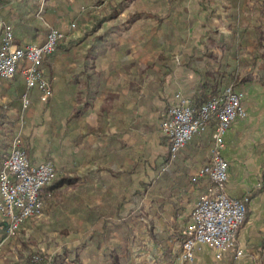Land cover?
<instances>
[{"label":"crops","instance_id":"obj_1","mask_svg":"<svg viewBox=\"0 0 264 264\" xmlns=\"http://www.w3.org/2000/svg\"><path fill=\"white\" fill-rule=\"evenodd\" d=\"M5 1L7 5L1 8L0 22L5 20L10 23L14 28L16 43L25 46L27 44H43L47 39L48 26L64 28L72 22L77 25V30L72 35L76 39V35L85 33V30L88 29L85 26L90 21L88 19H94L100 13L104 2L113 3L114 0H41V7L34 16L30 14L23 16V21L27 25L23 26L22 31L15 26L22 19L21 17L16 18L17 14H20V10L16 6L20 5L21 0ZM251 2L255 3L256 12H251L250 0H216L218 6L216 15L223 26L218 27L219 33L224 35L231 33L226 24L235 14L240 19L252 20V24L259 23L260 19L264 20V0H252ZM32 3L33 0H28V5L22 11H27ZM120 18H124L123 13ZM81 20H84L82 25ZM23 21L21 22L24 23ZM113 25L97 27L92 33L93 36L86 51L93 46L97 36L109 32ZM152 29L144 31L142 26L133 25L129 29L123 30L117 39V50L133 52L134 49L143 45L152 49L155 44V40L149 41L152 37ZM147 32L148 35H145ZM177 33L184 34L183 30H179ZM70 37L69 35L64 42H61L54 59V69L58 75L52 81L54 96L50 102L51 107L56 106V110L60 113L56 120V147L53 148L50 142L42 143L40 141V136L44 131L46 133V124L52 119L47 122L48 118L46 117L51 116L49 114L51 109L49 111L48 108L44 116V119H47L44 121V128L37 127L41 123L36 122V118L40 121L43 117V110L46 109V105L39 100V92L34 90L30 93L31 106L23 114V96L26 93L24 77L18 74L12 80L0 79V163L3 161L4 155L9 154L11 143L20 132L23 137L24 149L34 163L50 160L53 163L56 161V167H62L67 164L70 155H73L74 165L79 168L81 173L85 169L86 162H89L88 167L91 171L88 181L84 183L87 190L81 191L78 186H74L73 194L76 198L69 208H60L58 205H54L45 216L47 221L54 222L57 226L62 223L61 216L64 217V227H67L68 224H76L77 221L79 223L86 221L85 225L88 226V234L82 237L80 235L73 236L71 245L66 246L68 248L78 247L81 243L88 241L87 246L79 250L80 262L77 261V258L72 257L64 259L62 264H112L106 256L108 250L118 252L125 264H129V262L154 264L156 259L161 257L162 252L159 247L154 245L150 237L144 234L145 229L142 223H148V221L141 218L131 221L130 225L136 227L134 235L126 236L124 233L114 232L108 235L107 241L101 249L97 250L93 244L91 236L94 228L103 225V222L111 226L113 219H110L109 214L116 209L117 203L122 200L124 195L128 196L129 189L122 182V175L119 176L120 181H117L114 179L113 173L106 169L100 170L105 164L100 159L95 160L94 158V150L98 148L99 144L97 137L91 133L87 139L82 140L81 136L91 131L104 133L101 145H107L108 136L114 137L113 152L116 157L112 162L113 165L109 168L113 169L115 174H120L123 168H133L139 153H143L146 146L150 147L152 168L147 172L142 170L140 173L132 175L133 187L136 189L142 187L143 189L145 186L140 182L145 179L157 178L154 167L161 166L165 162L169 151L167 144H164V140L159 138L158 133H155L150 138L151 140L149 139L150 141L144 133L146 121L152 124L157 123L160 127L159 112H149L144 105H139V100L148 92V86L143 81L144 76L140 75L142 71L130 74L129 67L135 62H111L113 61L112 56L117 52L114 48L108 47L104 54L97 55L90 62H85V52L82 55L83 62H74L69 70L67 62H64L69 51H75L83 44L81 43L83 40H80L78 47L69 46L66 41ZM186 37L185 35L186 44L183 48L187 49L189 45L201 46V42L198 44L192 40V37L188 40ZM2 39L3 35L0 29V46ZM156 49L157 51L161 50V48ZM129 56L130 54L128 59ZM62 71H65L64 74ZM197 79V75L184 68H176L172 72V88L170 77H166L165 85L159 90V96L154 99L153 104L158 107H164L167 103L173 104L178 93L189 98ZM242 90L245 92L243 108L247 116L239 117L227 133V147L224 156L230 169L228 195L237 199L250 197L248 218L238 235V246L245 251V255L239 260H236L232 255L218 260L211 249L199 245L194 261L180 262L177 259L174 264H257L259 253H264V248L259 247L264 242V87L253 83L248 84ZM81 108L84 115L74 120L71 125H67V117ZM39 113L40 118L37 117ZM215 125L212 121L203 133L196 136L171 161L172 178L167 186H172V225L177 223L181 226L185 221H189L195 205L210 186V181L207 178L200 179L195 185L191 180L210 159L214 144ZM66 131H70V133L66 134ZM67 137H71V145L67 144ZM155 141L160 147L156 153L153 152ZM87 142L88 146H92V148H87ZM67 153L69 156L64 159ZM54 155L57 156L55 161L52 160L55 158ZM261 189L263 190L260 191ZM156 197L161 199L163 192L157 193ZM121 204L123 205L120 206V211H127L130 207L127 202ZM139 204L142 210L148 212L149 215L158 211V206H152L150 198L142 200ZM86 212L89 216L88 219H86ZM103 213L106 215L103 216ZM71 215L76 218L70 219ZM27 224L26 222L22 226L23 229L27 228ZM157 226H160V223H157ZM6 228L7 224L0 216V242L4 239ZM54 229L52 231L50 229V232L58 233ZM58 234L63 239H69L71 235L69 231L65 237ZM11 243H13L12 239L5 243L0 264H6L8 260L6 252L11 247ZM62 252H59V256Z\"/></svg>","mask_w":264,"mask_h":264},{"label":"trees","instance_id":"obj_2","mask_svg":"<svg viewBox=\"0 0 264 264\" xmlns=\"http://www.w3.org/2000/svg\"><path fill=\"white\" fill-rule=\"evenodd\" d=\"M131 1L133 0H120L116 5L117 7L114 8V14L109 18H106V20H102L110 21L117 18L119 19L118 22L111 27L109 32L97 36L93 46L86 53L85 62L93 61L97 55L99 56L104 54L108 47L117 50V39L121 35L122 31L129 29L136 22L143 20L144 17L156 19L158 26L152 29V37H150L149 41L152 42L155 40L154 47L161 48V50L158 51L155 59H152L151 63L146 66L145 70L140 72V75L144 76L143 81H145L148 86V92L139 100V105H144L149 112H159L161 122L166 118L169 109L174 103H167L164 107H158L153 104V101L157 96H159V90L165 85V78L172 75V72L177 68L176 64H174L175 62H179V65L182 68L198 76L191 95L189 98L186 97L192 106L197 109L214 99L221 98L226 89L232 85L238 89H242L248 84L253 83H258L264 87L263 19H260L257 24H252L250 19H240L235 14L226 24L231 33L229 35L220 34L218 26L214 25L215 21L218 19L216 11L209 5L212 1L215 5L217 3H215V0H205V4L203 5L205 6V11L208 12L206 17V21L209 23L208 31L200 41L201 46L189 45L187 46V49H185L183 48L184 44H186V40L184 39L185 34L177 32L184 29L181 26V23L184 20L182 21L180 19L183 15L181 8L186 0L156 1L157 4L162 2L165 5H169L171 10L164 17H160L157 14L137 13L129 16L127 19L119 18L124 10L129 6ZM114 3L116 4V2ZM6 5L7 2L5 0H0V11L1 8ZM27 5L28 0H21L20 5L18 7L16 6V8L20 10V14L18 13L16 18L21 17V21H23V16H27L29 14L34 16L38 12V9L41 7V0H33V3L28 10L22 11ZM21 21L16 23L15 26L22 31L24 28L23 26H26L27 23L24 21V23H22ZM83 21L84 20H81V25L83 24ZM3 25L4 27L1 28V33L4 39L5 27L13 28V26L5 20L3 21ZM97 27H101V24ZM25 29L28 30L27 28ZM47 30L48 36L49 29ZM123 53L124 55L126 54L125 51H123ZM56 54L57 51L53 55L47 57L43 63L46 75L51 81H53L55 76L58 75V72L54 69V59ZM62 72L64 74L65 71ZM50 103L51 102L49 101L47 104ZM82 115H84V112L81 108L74 114L67 117V125H71L74 120L82 117ZM52 121V127L55 128L57 126V122L56 120ZM213 122L216 124L214 120ZM145 123L144 133L148 137V140L152 138L155 133H158L159 138L164 140V144H167L169 148L170 142L162 134L158 124H152L149 121H146ZM67 132L70 133V131H66V134ZM91 133L97 137V142L99 143L98 148L94 150V158L95 160L100 159L103 164H105V166H103L100 170L106 169L110 173H113V177L117 181H120L119 176L122 175V182L125 183V186L129 189L128 196L124 195L122 200L117 203L116 209L109 214L110 219H113L111 226H108V224L103 222V225L94 228V232L91 236L93 244L96 246L97 250L101 249L102 245H104L107 241L108 235L114 232L124 233L126 236L134 235L136 227L130 225L131 221L132 219L141 218L142 220L148 221V223H142L145 229L144 234L149 236L154 245L159 247L162 252L161 257L157 258L154 264H174V262L178 259L180 251L186 240L184 230L188 221H185V223L181 226L177 223L172 225V186H167L168 182L171 181L172 178V162L170 152L168 151L165 157V162L161 166L154 167L157 173V178L145 179L143 182L141 181L140 184L144 185L145 189H142V187L136 189L133 187L134 181L132 175L140 173L142 170L147 172L148 169L152 168L150 161V156L152 154L151 148L146 146L144 152L139 153L138 160L134 162L133 168H123L120 174H115L114 170L109 168L113 165L112 162H114V158L116 157L113 152L114 137L108 136L107 145H101L104 133H95L91 131L84 136H81V139H87L88 135ZM86 146L88 149L92 148V146H88V142ZM8 156L9 154L4 155L3 161L0 163V168ZM88 164L89 162H86L85 169H83L80 173L79 168L74 165L73 155H70L67 164L62 167H56L57 175L55 180L50 185L46 186L42 191V199L44 201L43 214H47L54 205H58L60 208H69L70 204H72L76 198L73 194L74 186H78L81 191L87 190V188L85 189L84 183L88 181L89 172L91 171L89 170ZM192 184L195 185L197 183L192 182ZM65 187L70 188V191L64 192L61 190ZM262 190L263 189L260 191ZM160 192H163V197L158 199L156 194ZM146 198L151 199L152 206H158V211L153 215L151 214L152 216L149 215L148 212H144L142 207L139 206V203ZM123 202L130 204L127 211H120V206L123 205L121 204ZM102 215L104 216L106 214L103 213ZM88 218L89 216L86 212V219ZM247 218L248 213L246 221ZM157 223H160V226H157ZM53 229L54 228H51V231ZM55 229V231H58L57 228ZM59 233L62 237H65L68 235V230L62 229ZM87 244L88 241H85L78 247H66L61 256L54 260V264H59L60 262H63L64 259L67 260L72 257L77 258V261L80 262L78 257L79 250L86 247ZM259 247L264 248V242H262ZM106 254H108L106 255L107 259L112 264H125L118 252L108 250ZM35 256H32V258ZM129 264L133 263L129 262ZM257 264H264L263 252L259 253Z\"/></svg>","mask_w":264,"mask_h":264},{"label":"built area","instance_id":"obj_3","mask_svg":"<svg viewBox=\"0 0 264 264\" xmlns=\"http://www.w3.org/2000/svg\"><path fill=\"white\" fill-rule=\"evenodd\" d=\"M4 27L0 22V29ZM49 33L41 45L16 43L12 27H5L0 48V79L12 80L18 74L24 77L26 93L23 96V114L30 108V93L39 92V100L47 104L54 96L52 81L46 75L44 60L53 55L59 44L77 30L75 22L64 28L48 26ZM245 92L233 85L219 99H214L197 109L181 93L166 118L160 123L162 134L169 140L171 161L196 136L215 120L214 144L208 163L192 177L197 183L202 178L210 181L207 192L195 205L184 230L186 240L178 257L180 262H192L199 245L211 249L218 260L232 255L236 260L245 255L238 246V235L246 221L250 198H232L227 193L230 180L229 163L224 152L226 136L239 117H246L243 108ZM53 162L34 163L23 146L20 132L12 141L8 158L0 168V216L7 224L4 239L0 242L1 253L5 243L13 239L22 226L43 215V189L56 178ZM31 264H40L38 256Z\"/></svg>","mask_w":264,"mask_h":264},{"label":"rangeland","instance_id":"obj_4","mask_svg":"<svg viewBox=\"0 0 264 264\" xmlns=\"http://www.w3.org/2000/svg\"><path fill=\"white\" fill-rule=\"evenodd\" d=\"M120 0H114L113 3L106 1L103 4V8L100 11L99 14L96 15L94 19H88L90 20L88 25L85 26V28H88L85 30V33L76 35V39L70 34V38L66 41L69 46H75L78 47L79 41L83 43L81 45V48L77 50H70L68 57L65 59L64 62H67V67L69 70L72 68V64L74 62H83L82 55L86 52L87 53V47L89 46L91 37L93 36L92 33L94 30H96L97 26L101 24V26L105 25H113L118 22V18L115 20L110 21H102L106 20V18H109L111 15L114 14V8L117 7ZM158 0H133L129 4V6L124 10L123 17L128 18L129 16L137 13H145V14H157L160 17H164L169 13L171 10L169 5H165L162 2L156 3ZM216 1V0H215ZM250 0V8H252V11L257 10V7L254 2H251ZM116 2V4L114 3ZM216 3V2H215ZM205 0H186L181 10L183 11V15L181 16L180 20H184L181 23V26L184 28L183 32L187 36L186 39H190L192 37L193 41L200 44L201 39L203 36H205L206 32L208 31V22L206 21V17L208 15V12L205 11ZM210 6H212L215 11H217V4L215 5L213 1L209 3ZM91 6L90 4L88 5ZM93 6V5H92ZM254 9V10H253ZM256 15V14H255ZM120 18V17H119ZM102 21V22H101ZM252 21V20H251ZM218 27H223L222 22H220L218 19L215 21V24ZM134 26H142L144 31L151 30L152 28H155L158 26V22L156 19L153 18H146L144 17L143 20H140L134 24ZM81 28V27H79ZM148 35V32L145 34ZM81 36V37H80ZM80 37V38H79ZM67 39V38H66ZM65 39V40H66ZM144 42H146L145 39H143ZM64 42V40L62 41ZM148 46V45H147ZM80 50H82L80 52ZM78 51V52H77ZM159 51V50H158ZM156 48H149L145 47L143 45L140 48L134 49L133 52H126V55H124L123 51L117 50V52L112 56L113 61L111 62H135L134 64H131L129 67L130 74L132 73H138L140 71H144L146 66L151 63L152 59H155L157 53ZM129 59H128V55ZM181 54V53H179ZM127 56V59H126ZM82 57V58H81ZM179 57V55H178ZM127 60V61H126ZM176 67H181L179 65V62H175ZM70 72V71H69ZM196 75V74H195ZM170 77V85L172 84V75L168 76ZM172 88V85H171ZM172 90V89H171ZM51 104V103H50ZM50 104L46 105V109L43 110V117L39 121L36 118V122L41 123L37 127H43L45 125L44 121H46L44 118L46 110L49 108V111L51 109V116L49 115L48 121L50 119L57 120V118L60 116V113H58V110H56V106L51 107ZM37 117L40 118V113L37 114ZM47 123L46 133L44 131L43 135L40 136V141L42 143H48L50 142V145L53 146V148L56 147L57 143V136H56V127H52V121ZM44 128V127H43ZM43 131V130H42ZM71 143V137H67V144ZM157 141H155V144H153V152H157L160 147L157 145ZM71 145V144H70ZM162 147V145H160ZM70 150V147H69ZM55 156V155H54ZM69 156L67 153L64 157V159ZM56 158V159H55ZM55 158H52V160H57V156ZM63 158V157H62ZM56 163V161L54 162ZM57 164V163H56ZM61 164V161H60ZM64 192H69L70 188H63L61 189ZM61 191V192H62ZM60 212V211H59ZM60 214V213H59ZM85 214V213H84ZM47 214H43L41 217L33 219L29 222H27V228L24 230L23 227L19 230V232L16 234V236L12 239L11 247L7 249L6 252V258L8 259L6 264H31L32 262V256H38L40 258V264H54V260L59 257V252H62L64 248L68 245H71V239L73 236H85L88 234V226L85 225L86 221H83V223H79L77 221L76 224L67 225V227H64L65 221L62 218V223L60 225H55V223H50V221H47L45 219V216ZM71 218H76L73 215L70 216ZM81 218V217H80ZM51 228H57L58 233L62 229H67L70 232L69 239H63L59 236L58 233L50 232ZM146 246V245H145ZM59 264H62L61 262Z\"/></svg>","mask_w":264,"mask_h":264}]
</instances>
